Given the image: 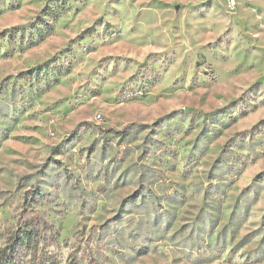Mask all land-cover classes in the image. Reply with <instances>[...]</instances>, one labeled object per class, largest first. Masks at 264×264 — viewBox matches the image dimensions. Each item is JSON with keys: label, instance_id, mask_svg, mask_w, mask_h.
I'll list each match as a JSON object with an SVG mask.
<instances>
[{"label": "rangeland", "instance_id": "obj_1", "mask_svg": "<svg viewBox=\"0 0 264 264\" xmlns=\"http://www.w3.org/2000/svg\"><path fill=\"white\" fill-rule=\"evenodd\" d=\"M0 264H264V0H0Z\"/></svg>", "mask_w": 264, "mask_h": 264}]
</instances>
